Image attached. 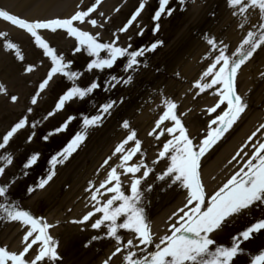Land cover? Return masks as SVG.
I'll use <instances>...</instances> for the list:
<instances>
[{
    "label": "snow or ice",
    "instance_id": "obj_1",
    "mask_svg": "<svg viewBox=\"0 0 264 264\" xmlns=\"http://www.w3.org/2000/svg\"><path fill=\"white\" fill-rule=\"evenodd\" d=\"M180 2L183 3V0ZM100 3L101 0H94L86 10L76 11L66 19L28 21L0 10V19L29 34L35 47L42 50L43 56L50 60V68L31 97L30 104H37L39 96L55 76L60 75L69 82V86L58 96L54 109L42 117L43 121L56 115L73 100L84 101L101 87L107 92L120 84L124 86L131 84L132 74L142 63L141 58L146 53L154 52L162 44L161 41H154L150 45L136 49H132L131 43L125 47L117 46L118 35L115 34L110 42L102 43L98 40L99 33L93 35L74 26V22L89 24L93 27L98 26L97 20L91 18L90 14L97 10ZM226 4L232 9L233 16L244 17V22L240 24L241 28L248 21L249 10L258 11L259 22L251 26L231 54H229L228 45L223 41H217L209 34L203 36L208 45L204 59L210 62L207 63V67L200 77L193 82L192 88L197 90L196 96L207 90H212L213 97H218L214 106L208 107L206 110L210 117L213 113H217L218 109L222 110L214 118L209 119L207 134L197 144L189 137L186 127L177 113L178 105L172 99L164 97L161 101L164 110L155 120L153 130L148 133L149 136L155 135L158 141L165 134L171 137L163 143L156 159L151 163L156 165L161 160H165L166 168L157 174L155 179L168 184L169 187L179 185L186 190V203L168 218L170 221L175 218V222L169 224L171 234L160 237L159 242L155 243L147 223L144 203V193L153 191V185L148 184L143 190L141 188L142 182L149 178L153 168L149 167L143 158L139 163H129L137 154L143 155L141 141L136 138V132L130 128L129 121H122L121 126L129 130L128 134L116 144L111 155L104 159L101 167L109 165L113 157H118L119 164L107 171L106 179L99 184L98 188H95L91 181L89 182L85 191L91 193L92 210L83 215L80 220L73 221L86 227L90 224L92 230H103L102 236L93 235L91 241L105 238L115 241V250L108 259L103 261V264H111L117 254H122V264H234L235 258L245 251L241 247L242 243L249 241L253 234L264 230V218H260L231 236L230 246H215L214 249L210 247L216 245L213 235L228 225L232 219L245 214L254 206H264V139H260L257 135L258 132L264 130V123L260 124L259 128L247 137V141L252 142L250 144L251 155L245 151L249 146L245 144L231 158L230 164L242 154L246 157L241 161L239 170L232 174L222 186L206 196V190L201 182L202 158L232 128L246 110L247 102L236 90L238 74L242 70V66L249 62L258 50H264V0H226ZM168 5L169 0H158V7L151 16L154 23L153 34L159 30L158 21L162 15L170 16L173 13V9ZM145 7V3L141 0L126 23L118 29V33H126ZM101 15L103 14L101 13ZM58 29L63 30L68 37L75 38L74 54L83 50L93 58L87 63L86 71L111 70L118 60L123 59L122 71L125 75L121 77L110 74V78L106 79L103 85L97 80H92L85 86L79 85L78 81L82 78L83 73L72 70L73 61H66L65 57L58 54L40 34V30H50V32L56 33ZM136 34L143 35L144 29L141 28ZM0 38H4L3 47L6 51L14 52L18 60H23V55L17 45L8 40L5 33L0 32ZM130 40L131 37H129ZM102 52L106 55L101 56ZM33 70V65L25 68V72ZM261 77L264 78V73L261 74ZM0 93L6 94L3 85H0ZM10 99L15 102L18 98L11 96ZM123 102V97L119 100L108 99L96 107L94 114H82L79 129L74 132L60 151L49 158L47 161L48 171L44 177L38 180L35 187L44 188L53 179L57 165L63 164L86 140L88 130L101 126L105 117L111 115V110L118 103ZM32 112L33 108L29 107L27 113L31 114ZM76 119L77 117L69 115L58 127L42 136L41 139L47 142L50 136L67 131ZM166 121L171 122L170 127L165 126L164 122ZM40 123V120L29 122L28 116H23L0 137V176H3L7 167L13 163L12 153L3 150L7 149L13 137L26 127L33 129L26 137V142L31 143L36 134L34 130ZM157 131L159 134H156ZM130 142H133L134 146L126 148ZM38 160L39 153L30 154L22 164L24 169L22 174L27 176L28 170L35 166ZM117 168L123 169L124 175L131 174L132 176L130 195H126L122 188L121 174ZM141 171L142 175L137 176L136 174ZM12 182L10 179L8 184L0 185V220L19 221L27 228L22 238V250L18 253L0 247V264H7L9 261L11 264H56L61 259L58 254V242L47 233L52 225L35 218L30 212L22 210L15 201L9 202L7 193ZM34 190L32 186L27 187L28 194ZM105 194L111 195L102 201L99 197ZM96 214H100L99 218L92 222ZM121 230L134 234V236L125 243L120 234ZM150 246H153L154 250H150ZM33 252L34 256L28 259L27 257L31 256ZM250 264H264V250H261L258 255L251 256Z\"/></svg>",
    "mask_w": 264,
    "mask_h": 264
},
{
    "label": "rangeland",
    "instance_id": "obj_2",
    "mask_svg": "<svg viewBox=\"0 0 264 264\" xmlns=\"http://www.w3.org/2000/svg\"><path fill=\"white\" fill-rule=\"evenodd\" d=\"M173 7V13L170 16L162 17L158 21L159 30L156 37L159 39L156 40L161 41L162 44L157 47L156 51L146 53L141 58L142 63L136 72L132 74L131 84L127 86L120 84L114 89L111 99L119 100L123 97L124 102L118 103L111 110V115L105 117L101 126L88 130L84 144L78 147L63 164L57 165L53 179L44 188L35 187L38 180L44 177L48 171V164L41 160L37 149H41V147H24L26 145L24 144L25 138L19 135L15 138L13 145L15 150L20 153L16 156L17 152L14 150L13 162L15 164L10 169L11 173L6 174L0 180V185L8 184L11 179L13 182L7 193L9 202L15 201L22 210L30 212L37 219L50 221V225H52L50 227L51 236L58 242V254L61 257L56 264H100V260L106 259V255L112 252L111 249H115L114 240L105 238L91 241L93 235L102 236L104 234L103 230H92L90 224L86 227L73 221L81 216L78 219L80 220L85 209L92 206L90 202L91 193L86 192L84 187L91 181L93 186L98 188L99 186H96L97 182L106 179L107 171L119 160L118 157H113L109 165L101 167L104 159L111 155L116 144L128 134L129 130L121 126L122 121H129L130 128L135 130L136 138L141 141L143 155L137 154L129 163H139L140 159L143 158L144 162L153 168L149 178L141 185L142 190L146 189L148 184L153 185V191L144 193L147 221L152 220L154 216H157L166 208L172 209L170 205L175 202V198L186 192L179 185L169 187L168 184L155 179V176L166 168L165 160H161L156 165L151 163L152 160L156 159L164 137L158 141L155 135L149 136L148 133L153 130L155 120L164 110L161 101L164 97L172 99L178 105L177 113L190 138L194 142L201 139L206 128L204 101L208 95H212V91L207 90L205 93L196 96L197 90L192 88L196 76L202 73L207 67V63L210 62L204 59L208 51V45L203 36L209 34L215 37L217 41H223L228 45L229 54H231L251 26L259 22V14L255 15L254 19H248L245 26L241 28L240 24L244 22V18L239 20L240 16H233L232 9L227 6L226 0H183V3L177 1ZM193 60L199 62V64L195 66L191 75H189L188 66L190 67ZM145 65L147 66L145 67ZM262 65H264V50H258L257 54L242 66V70L239 72L240 77L253 75L254 71H258L256 68ZM105 72L102 71V73ZM121 74L122 76L125 75L124 72ZM91 75L92 73L85 76L89 80L80 82V85L85 86L94 80L96 76L92 75L90 79ZM106 79L108 78L104 74L100 76L98 81L103 85ZM260 79L263 80L262 77ZM261 82H264V80ZM258 84L255 90L260 91L262 84H260V81H258ZM64 86L65 84L59 82L53 90L58 92L63 90ZM237 89H240L239 84H236ZM96 95H100L105 101L110 99L109 92L104 91L103 87H101V93ZM253 98L254 95L252 94L246 100L247 107L244 117L239 120L238 126L246 122L245 115L249 119V114H253L255 110L252 106ZM262 104H264V101ZM25 105L26 101L23 102L21 109L26 108ZM261 109L262 105L257 113ZM246 111L249 114H245ZM23 116L24 114L21 117ZM164 124L169 125L170 121H166ZM156 134H159V132L157 131ZM228 139L229 136H226L219 147ZM133 146L134 143L130 142L129 145H126V148ZM31 148L36 149L32 153H39V160L35 166L28 170L29 174L24 176L19 174L17 169L22 170V164L31 154ZM47 153L51 155L53 151L49 149L46 151V155ZM217 154V149L212 151L206 158L205 163L210 162ZM203 164L204 162L202 167ZM14 172H16V175ZM136 175H142V171ZM125 177L130 187L132 176L128 174ZM28 186L35 189L31 194L27 193ZM122 187L126 186L122 185ZM128 189L127 193L130 194ZM108 195L110 194H105V196ZM85 198L87 199L86 203L83 201ZM81 201H83V209L80 210L77 209V205ZM96 218H93L92 222ZM230 224L233 225L234 223ZM230 224L223 228L224 232L228 231L227 228ZM20 227L23 228L21 231L23 233L26 225L21 222L0 220V247L10 249L11 244L18 240L20 234V231L17 230L16 233L14 231ZM54 231L56 232L54 233ZM120 234L122 237L129 235L125 230H121ZM262 234L264 233L253 235L249 241L242 243L241 247L243 249L248 248L234 264H250L248 259L250 253L257 254L264 249V235ZM217 236L220 235L213 236V239L216 240ZM16 245L19 246V242ZM214 246L210 247L214 249Z\"/></svg>",
    "mask_w": 264,
    "mask_h": 264
},
{
    "label": "bare ground",
    "instance_id": "obj_3",
    "mask_svg": "<svg viewBox=\"0 0 264 264\" xmlns=\"http://www.w3.org/2000/svg\"><path fill=\"white\" fill-rule=\"evenodd\" d=\"M34 1H37V0H9V4L12 6V8L10 10H12V11L13 10L14 11H19V10H21V9L24 8V6H25V4L27 2H34ZM66 1L67 0H65V1H61V0H41L38 3V5L40 7L38 9H42V8L49 7L52 4V5H54V9H55V7H58L57 9H62L63 11H61V13L63 12L64 13V16H66L71 11V9L68 7V5L65 4ZM45 14H46L45 11L31 12V11L28 10V11H26V18H28L30 20L31 19L32 20H36V19L43 18V16ZM0 28H8L6 34H11L13 37H16L17 39L19 38V36H23V34H22L23 32L21 33V31H19V30H16L14 28L8 27L5 23H3L1 21H0ZM19 41L24 42V40H22V39H19ZM28 52H32V50H30ZM30 60L33 61L34 59H30ZM194 65H195V62H192V64L190 65V71L189 72L192 71V69L194 68ZM12 68L15 70L16 69V65L15 64H12ZM2 69L4 70V72L9 77L10 83L13 84L15 80H14V78L11 75L10 68H9L7 62L5 61L4 55L0 54V72H1ZM188 69H189V67H188ZM258 71L264 73V68H262L261 70H258ZM258 71H256V72H258ZM256 72H255V74H256ZM255 74H253L252 80H248V78L246 79V82H245V84L243 86L244 88L248 87L249 84H252L253 87L254 86H258V83H255L254 82V80H258L256 77H254ZM262 85L264 87V84H262ZM18 92H20V91H18ZM262 94H264V91L260 88L259 95H262ZM260 98L258 99V101L260 100ZM5 108L6 109H9V110H12V109H14V106L9 104V105H6ZM230 146H231V144L228 145L226 148H229ZM82 204H83V201H81L77 205V209H80V210L83 209L82 208ZM162 220H163V215H159L158 217L155 218L154 224L159 223L160 221L162 222ZM154 234H155L154 240H158L159 235L156 232V229L154 230ZM15 242H18V240H15ZM118 256H122V254H118L111 262L112 263H114L115 261L117 262L118 261Z\"/></svg>",
    "mask_w": 264,
    "mask_h": 264
}]
</instances>
